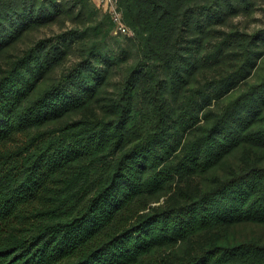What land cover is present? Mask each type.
<instances>
[{
    "label": "trees",
    "instance_id": "obj_1",
    "mask_svg": "<svg viewBox=\"0 0 264 264\" xmlns=\"http://www.w3.org/2000/svg\"><path fill=\"white\" fill-rule=\"evenodd\" d=\"M119 10L108 91L92 0H0V264H264V0Z\"/></svg>",
    "mask_w": 264,
    "mask_h": 264
},
{
    "label": "rangeland",
    "instance_id": "obj_2",
    "mask_svg": "<svg viewBox=\"0 0 264 264\" xmlns=\"http://www.w3.org/2000/svg\"><path fill=\"white\" fill-rule=\"evenodd\" d=\"M93 3V2H92ZM264 25V11L261 10L255 15V20L252 23V27L256 26H263ZM76 25L66 21L65 23H60L51 27H44L41 28L39 31L32 33V35L27 38L21 45V47H25L29 44V42L34 41L38 38H51L54 39L58 35L68 31L69 29L75 28ZM131 33L130 31L128 33H122L120 32L116 27L113 28L111 31L110 35L104 39V41H99L100 42V47L103 49V52H106L107 50L108 54L110 57L114 59H121L120 65L118 64H113L112 69L110 70L109 74V82L106 86V89L108 91H111L113 89V85L121 78V75L123 71L125 70L126 66L130 63L135 58V49L129 45V43L126 40V36H130ZM93 37H90L91 40ZM98 46V47H99ZM128 52L125 54L122 52L121 49H126ZM84 54V49H76L73 47L65 56L64 59V67H70L72 66L75 62H77L80 59V56Z\"/></svg>",
    "mask_w": 264,
    "mask_h": 264
},
{
    "label": "built area",
    "instance_id": "obj_3",
    "mask_svg": "<svg viewBox=\"0 0 264 264\" xmlns=\"http://www.w3.org/2000/svg\"><path fill=\"white\" fill-rule=\"evenodd\" d=\"M96 9L110 16L114 26L122 33H128L129 29L122 20L119 10V0H92Z\"/></svg>",
    "mask_w": 264,
    "mask_h": 264
}]
</instances>
